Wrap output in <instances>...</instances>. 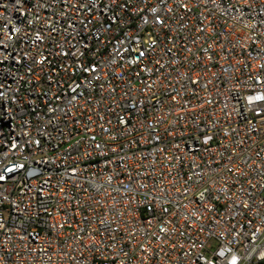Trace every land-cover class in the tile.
Segmentation results:
<instances>
[{"label":"built area","instance_id":"2783aa9c","mask_svg":"<svg viewBox=\"0 0 264 264\" xmlns=\"http://www.w3.org/2000/svg\"><path fill=\"white\" fill-rule=\"evenodd\" d=\"M0 264H264V0H0Z\"/></svg>","mask_w":264,"mask_h":264}]
</instances>
